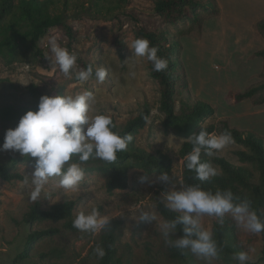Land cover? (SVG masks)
I'll use <instances>...</instances> for the list:
<instances>
[{
	"label": "rangeland",
	"instance_id": "1",
	"mask_svg": "<svg viewBox=\"0 0 264 264\" xmlns=\"http://www.w3.org/2000/svg\"><path fill=\"white\" fill-rule=\"evenodd\" d=\"M116 3L117 0H68L64 6L63 1L59 0L50 12H63L72 25L76 35L71 47H68L67 39L60 30L50 28L34 43L30 40L19 41L0 51V144L3 143L6 131L16 127L24 115V109L31 106L34 99L39 102L42 95H77L85 90L92 91L97 97L92 115L106 114L118 127L136 116L143 105L147 104L150 108L149 118L146 125L135 135L134 144L147 151H161L170 156L172 168L168 174L169 182H160L157 179L160 175L158 173H145L140 169L130 168L127 186L108 193L105 189L107 172L103 169L104 161L90 158L81 165L85 175L79 186L65 191L55 187L59 177H52L37 203L42 208H48L54 203L69 199L74 201L72 219L82 211L91 212L95 206H101V215L120 219L122 229L116 247L122 264H187L169 256L170 246L165 244L160 230V222L165 220L156 209L153 199V195L158 192L167 203V193L180 188L182 160L178 158L177 150L185 138L174 129L163 126L164 115L159 109V87L149 75L147 60L139 58L134 68L129 66L127 58L131 56L132 50L128 44L135 40V23L127 19L125 12L135 10L136 14L149 22L150 27L167 25L158 22L147 0H129L120 4L119 9L109 12L102 7ZM218 6L220 13L217 16H205L199 33L188 22L168 25L180 42L178 56L188 72L191 94L215 107L214 115L200 125L215 123L224 118L231 126L240 130H252L264 138V102L255 103L264 96V90L250 99L235 103L226 99L228 91H244L250 85L264 81V60L253 56L255 51L264 48V35L255 27L258 20L264 19V2L249 22L237 21L238 24H233L236 26H233L236 37L232 36V29H229L222 39V43L226 41L231 46L245 42L243 48L246 52L243 56L231 47L223 52L219 34L206 37L202 43L196 44L203 37V24L207 21L211 23V20L223 15V9L219 4ZM97 7H101L100 13L96 11ZM116 15L121 16V21L114 17ZM119 26L126 42L123 61L119 59L112 43ZM17 28L24 31L29 29V25L26 21L19 20ZM2 38L3 35H0V39ZM52 38L77 56L88 58L94 69L105 68L108 73L105 81L98 83L93 77L81 83L75 74L72 78L66 77L58 66L51 64L46 58L50 55L49 41ZM220 46L217 53L215 48L217 50ZM184 49L183 63L181 55ZM38 50L46 59L38 56ZM77 69H81L78 63ZM31 85L35 86L34 95H31L29 89ZM239 147L232 143L216 154L237 163L232 152ZM70 162H78V157L73 156ZM0 164L24 176L21 180L11 182L0 178V264H97V258L90 251L93 252L98 246L101 230H69L62 226V221L45 220L32 224L21 222L23 213L34 204L29 198L34 158L21 156L11 150L0 151ZM143 175H147V180L141 183L139 177ZM26 176L29 177L27 184L24 183ZM145 211L155 212L157 219L150 223L140 221L139 217ZM224 216L235 222L239 240L249 256L247 262L264 264V259H261V235L246 230L230 213ZM217 218L204 215L201 222L205 228L211 229ZM50 227H57L58 233L39 239L29 258L14 261L23 248L29 230ZM177 237L175 233L173 238ZM52 249L60 252L57 255L49 254L43 259L38 257L39 253ZM193 257L195 264H227L218 257ZM234 257L232 256L233 264H239Z\"/></svg>",
	"mask_w": 264,
	"mask_h": 264
},
{
	"label": "trees",
	"instance_id": "2",
	"mask_svg": "<svg viewBox=\"0 0 264 264\" xmlns=\"http://www.w3.org/2000/svg\"><path fill=\"white\" fill-rule=\"evenodd\" d=\"M59 0H0V51L6 47L13 46L15 43L24 40H30L32 43L38 41L45 31L50 28L60 30L67 39L68 47L75 40L76 32L68 22L63 12L51 13V9ZM64 6L68 0H62ZM150 4V10L158 19L160 24L167 26L150 27L149 22L145 21L143 16L136 14L135 10L125 12L127 19L135 23L134 39L146 38L151 46L158 48V55L168 60V68L162 72L153 71L151 62L148 63L149 75L154 79L159 87L160 100L159 109L163 112L164 128L174 129L178 135L185 139L177 150V156L182 160V182L185 186L199 184L204 190L215 193L216 191L230 190L235 197L240 200L251 201L252 210H254L261 221H264V138L252 130H240L231 126L227 119H219L215 123L200 125L202 121L213 116L215 107L204 100L193 96L190 92L187 75L182 62L179 59L178 51L180 42L168 25H176L180 22H188L196 32L199 33L202 20L205 16H217L220 8L216 0H147ZM129 2V0H117L115 5L102 6L106 11L119 9L120 4ZM100 8L96 11L100 13ZM121 21V16H114ZM19 20L28 23L29 29L20 30L17 28ZM258 32L264 35V19L255 23ZM112 43L118 53V57L123 61L126 50V42L121 33L120 26L112 38ZM38 56L46 59L41 51L38 50ZM253 56H259L264 60V48L257 50ZM78 65L86 69L92 62L84 57L77 56ZM93 66V65H92ZM31 95H34L35 86L29 87ZM264 90V81L250 85L244 91H228L226 99L230 103L239 102L252 98L257 92ZM264 102V96L256 104ZM38 102L33 100L31 106L24 109L26 111L36 110ZM150 108L144 104L138 114L129 119L122 127H118L115 121L114 131L124 135L130 133L133 141L128 144L127 150L117 153V160L113 163L104 161L103 169L107 172L105 189L112 193L116 189H124L128 183V170L137 168L145 173L167 172L172 168V160L169 155L161 152H150L134 144L135 135L142 129L149 118ZM200 127L205 128L210 134H221L228 131L232 134L234 143L240 147L233 150L237 163H234L224 156L217 155L214 152L212 157H208L202 151L201 160L209 162L219 170V174L208 181H199L196 179L195 171H189L184 166L185 157L192 150V145L187 138L200 131ZM155 170V172H153ZM0 178L11 182L24 178L23 174L11 171L8 167L0 164ZM156 203V209L164 220L174 219L179 213L172 212L166 207L162 196L156 192L153 195ZM101 212V206H95ZM74 210L73 200H63L50 205L48 208H42L39 203H34L23 213L21 222L32 224L36 221L49 220L52 222L62 221V226L69 230H76L73 226L72 214ZM122 221L120 219H111L110 228L101 230L98 240V246L105 250V255L100 258L95 251H90L97 258V264H122L117 255L116 243L121 234ZM213 237L216 240L219 249L218 258L224 260L227 264H233L232 256L239 252H245L239 240L235 222L230 217H218L211 228ZM57 227L45 229L29 230L22 250L15 256L14 261L27 259L35 243L44 237L52 236L58 233ZM177 236L183 235L182 229L178 226ZM263 240L261 250V259H264V232L259 233ZM60 250L52 249L46 253H39L38 257L43 259L49 254H58ZM168 254L171 258L187 264H195L193 254L188 250H180L173 247L168 248ZM153 264V263H148ZM246 264H256L255 262H246Z\"/></svg>",
	"mask_w": 264,
	"mask_h": 264
},
{
	"label": "clouds",
	"instance_id": "3",
	"mask_svg": "<svg viewBox=\"0 0 264 264\" xmlns=\"http://www.w3.org/2000/svg\"><path fill=\"white\" fill-rule=\"evenodd\" d=\"M128 47L132 50L131 56L127 58L130 67L134 68L139 58H145L151 62L153 71L162 72L168 68V60L158 55V48L151 46L148 39L136 38ZM49 53L46 58L68 78L75 74L81 83L93 77L98 83L106 79L108 73L103 67L94 69L89 65L86 69H77L76 53L61 47L55 38L49 41ZM96 103V95L88 90L77 95H42L37 109L26 111L16 127L6 131L0 151L11 150L21 156L34 158V170L30 174L32 190L29 198L32 202L40 201L41 193L46 191L52 177H59L55 187L65 191L74 190L84 180L83 163L90 158L113 163L117 160V153L126 151L128 144L133 141L130 133L121 135L114 131L110 116L92 115ZM187 141L192 145V150L186 155L184 166L189 171H195L196 179L201 182L219 174V170L211 163L201 160L202 151L212 157L214 152L234 143L230 132L210 134L203 127L188 137ZM73 156L78 157V162H70ZM157 179L165 183L170 181L167 172H162ZM146 180L147 175L139 177L141 183ZM24 183H29L28 176ZM166 201V207L179 215L160 222L165 244L188 250L198 258L211 259L219 255L212 230L205 228L201 222L204 215L223 217L230 213L249 232H264V221L252 210L251 201L240 200L230 190L213 193L204 190L199 184L185 186L181 182L178 190L167 193ZM156 219L152 211L142 212L139 217L140 221L147 223ZM110 225V217L101 215L97 208L89 213L80 212L73 221V226L81 232L107 230ZM178 226L183 235L173 238ZM94 251L100 258L105 255V250L100 246ZM234 259L239 264H246L249 256L242 251Z\"/></svg>",
	"mask_w": 264,
	"mask_h": 264
},
{
	"label": "crops",
	"instance_id": "4",
	"mask_svg": "<svg viewBox=\"0 0 264 264\" xmlns=\"http://www.w3.org/2000/svg\"><path fill=\"white\" fill-rule=\"evenodd\" d=\"M216 1L223 9V15L217 19L211 20L213 21L211 23H208V21L204 23L203 37L201 41L199 42L195 41V42L196 44L197 43L199 44L202 43L206 37H212L214 35L219 34L223 52H225L226 49H229L231 47L232 49L240 53L241 56H243L244 53L246 52V50L243 48L245 42H241V44L238 45L234 44V46H231V44H228L226 41L225 43L224 42L222 43V39L224 38V36H226V32H228L229 29L230 30L232 29V36L236 37L237 34L234 27H236L235 25L238 24L237 21L249 22L256 15V11L259 10L258 7L262 5L264 0H216ZM208 41L210 42V40ZM221 46L217 50L215 48V51L216 52L219 51ZM184 51L185 49L183 50L181 55L182 60L184 56ZM186 74H187V81L188 83H190L188 78V72Z\"/></svg>",
	"mask_w": 264,
	"mask_h": 264
}]
</instances>
